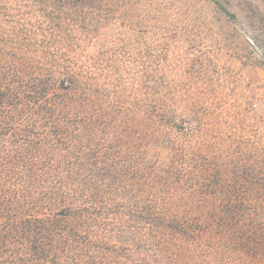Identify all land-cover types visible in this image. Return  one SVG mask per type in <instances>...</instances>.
Returning <instances> with one entry per match:
<instances>
[{
	"label": "trees",
	"instance_id": "trees-1",
	"mask_svg": "<svg viewBox=\"0 0 264 264\" xmlns=\"http://www.w3.org/2000/svg\"><path fill=\"white\" fill-rule=\"evenodd\" d=\"M97 12L105 18L114 9ZM126 18L144 21L140 13ZM31 37H11L0 47V139L27 133L51 139L53 164L46 184L31 183L36 195L12 194L0 184V264H84L83 256L99 264L204 258L264 264V165H243L241 148L224 138L222 112H212L209 100L157 101L153 87L143 101H113L87 64L41 52L45 47ZM159 92L175 96L172 88ZM125 135L132 139L131 165H162L152 184L176 188L163 207L149 209L141 249L132 248L119 227L93 230L95 215L108 209L93 199L100 193L96 178L119 174L113 165L125 156Z\"/></svg>",
	"mask_w": 264,
	"mask_h": 264
},
{
	"label": "rangeland",
	"instance_id": "rangeland-1",
	"mask_svg": "<svg viewBox=\"0 0 264 264\" xmlns=\"http://www.w3.org/2000/svg\"><path fill=\"white\" fill-rule=\"evenodd\" d=\"M106 7L114 12L99 17L102 13L97 11ZM136 13L143 16L142 23L126 18ZM17 36L23 41L32 36V43L45 47H40L41 52L78 57L108 87L113 101L123 100L126 105L143 101L149 87L156 91L152 98L157 101L190 105L209 100L210 110L223 114L224 138L241 148L243 165H264V151L259 150L260 141L264 143V127L260 131L264 0H0V47ZM171 88L173 97L159 92ZM4 139H0L2 188L12 194L36 195L31 183L46 184V171L53 164V149L47 143L51 139L37 133ZM122 139L125 156L116 161L121 165H113L119 174L109 180L96 178L100 193L92 194L93 199L98 205L107 202L108 209L95 215L98 224L93 230L111 232L119 227L128 244L141 249L149 209L163 207V198L168 200L176 188L152 184L158 183L152 176L160 174L162 165H131L132 139L126 135ZM100 156L114 163L103 153ZM99 261L90 256L82 259L84 264ZM193 263L239 264L235 259L206 258Z\"/></svg>",
	"mask_w": 264,
	"mask_h": 264
}]
</instances>
